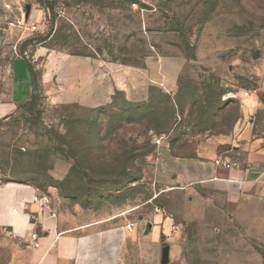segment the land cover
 I'll use <instances>...</instances> for the list:
<instances>
[{"label":"rangeland","instance_id":"rangeland-1","mask_svg":"<svg viewBox=\"0 0 264 264\" xmlns=\"http://www.w3.org/2000/svg\"><path fill=\"white\" fill-rule=\"evenodd\" d=\"M246 128L264 140V0H0V215L42 191L128 212L132 264H264V199L156 179L164 152ZM9 238L0 226V264Z\"/></svg>","mask_w":264,"mask_h":264},{"label":"crops","instance_id":"crops-1","mask_svg":"<svg viewBox=\"0 0 264 264\" xmlns=\"http://www.w3.org/2000/svg\"><path fill=\"white\" fill-rule=\"evenodd\" d=\"M31 88L32 83L28 94L16 95L13 82L11 105L28 101ZM260 110L261 101L249 99L242 105L243 118L252 121V116ZM246 131L247 128L237 134L209 136L198 145L193 157H176L170 151L164 152L157 166V181L169 184L168 191L213 182L241 184L245 195L263 200L264 140L255 136L248 142ZM237 151L246 155L238 169L227 170L216 165L218 159L234 162L232 154ZM36 193L38 191L33 196ZM52 198L58 204L56 198ZM58 206L56 219L43 214L41 206L34 202L29 204L26 213L19 207L15 212L0 215V226L5 227L10 237L4 244L10 256L5 264H132L129 251L133 247L137 222L135 228H129L131 222L123 218L128 212L102 216L77 207L71 210L65 203ZM34 227L44 236L39 249L27 245ZM57 235L59 238L55 240Z\"/></svg>","mask_w":264,"mask_h":264},{"label":"built area","instance_id":"built-area-1","mask_svg":"<svg viewBox=\"0 0 264 264\" xmlns=\"http://www.w3.org/2000/svg\"><path fill=\"white\" fill-rule=\"evenodd\" d=\"M33 30H37V26L34 25ZM258 94V90H251V91H246L244 92V97H250L253 95ZM164 140L166 139L165 137L163 138ZM161 139L159 143L162 142ZM216 165L219 167H222L227 170L231 169H238L240 167V164L238 162H228L223 159H218L216 161ZM32 202L38 203L41 206V210L43 214L48 215L50 218L56 219L58 217L59 211L56 205L55 200L47 193L43 192H38L33 196ZM35 225V223H34ZM130 229H133L136 227V222H131L129 225ZM44 238L43 235L39 232L38 229L35 227L31 229L28 240H27V245L29 247H32L34 249H39L41 247V240ZM59 236L57 235L55 237V240H58Z\"/></svg>","mask_w":264,"mask_h":264},{"label":"trees","instance_id":"trees-1","mask_svg":"<svg viewBox=\"0 0 264 264\" xmlns=\"http://www.w3.org/2000/svg\"><path fill=\"white\" fill-rule=\"evenodd\" d=\"M28 68H29L30 75L32 77V84L34 85L35 81H34V76H33V70L29 62H28ZM175 156L178 157V155H175Z\"/></svg>","mask_w":264,"mask_h":264}]
</instances>
